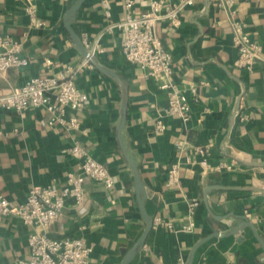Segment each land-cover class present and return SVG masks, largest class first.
I'll return each instance as SVG.
<instances>
[{"label": "crops", "instance_id": "0c3cea01", "mask_svg": "<svg viewBox=\"0 0 264 264\" xmlns=\"http://www.w3.org/2000/svg\"><path fill=\"white\" fill-rule=\"evenodd\" d=\"M76 1L0 0V32L20 41L29 59L25 67L0 73V96L29 77L59 75L68 66L75 68L76 83L88 95L86 107L75 112L80 120L75 130L51 125L42 107L25 116L0 109V194L18 203L33 186L63 184L68 172L79 169V160L64 150L80 141L116 182L109 190L87 179L83 204L69 199L47 232L83 239L93 249L89 264H121L147 225L125 148L145 182V207L154 216L150 234L129 264H187L200 239L233 230L244 219L264 239V58L252 71L236 67L238 48L226 12L212 0H197L180 13L181 24H157L173 55L172 81L185 90L191 106L187 121L163 116L167 90L125 58L123 34L109 28L103 0H86L71 25L82 41L101 45L103 50L95 54L98 63L119 78L86 63L65 27L66 12ZM105 1L112 20L125 18V0ZM148 3L134 0L132 12H146ZM28 8L35 9L34 18ZM237 12L264 57V0H238ZM159 117L167 125L164 131L155 130ZM196 148L207 151L200 154ZM174 163L180 164V184L168 185ZM222 163L230 167L219 168ZM189 224L192 228L186 230ZM32 230L14 215L0 219L1 263L29 256ZM194 264H264V250L245 226L236 234L207 240Z\"/></svg>", "mask_w": 264, "mask_h": 264}, {"label": "built area", "instance_id": "2783aa9c", "mask_svg": "<svg viewBox=\"0 0 264 264\" xmlns=\"http://www.w3.org/2000/svg\"><path fill=\"white\" fill-rule=\"evenodd\" d=\"M146 12L134 14V0H125L126 16L121 21L111 18L110 9L105 0L102 1L104 12L109 20V28L119 29L122 34V51L125 58L132 64L141 67L146 76L156 80L158 85L167 90L168 103L163 109V116H176L183 121L190 119V103L185 90L174 81V61L172 53L166 48L157 33V24L167 20L174 25L181 24L180 13L185 8L194 5L197 0H148ZM218 8L224 10L233 28V41L238 48L234 64L238 68L252 71L263 57L262 46L245 30V22L238 18V0H212ZM31 16L35 17V9L28 8ZM83 43L95 55L102 51L100 44L86 41ZM28 57L22 52V43L14 37L0 32V73L13 67H25L29 64ZM86 63H92L86 59ZM75 68L68 66L59 75H43L29 77L23 84L8 94L0 96V109L15 111L25 116L32 108H45L49 113L51 125L60 124L67 129L79 127V117L76 111L86 107L88 95L76 83ZM191 92L196 95L197 88L191 85ZM162 116V117H163ZM162 117L155 124L156 131H164L167 125ZM2 131L0 130V134ZM177 147L187 153L183 143ZM64 151L79 160L78 171L68 172L63 184L48 183L33 186L25 199L13 203L7 196L0 194V219L14 215L26 225L33 227L28 235L30 253L28 257L17 258L7 264H89L92 247L83 239L51 236L47 229L63 214L66 203L72 199L81 205L85 200L84 184L91 179L111 190L115 180L108 168L99 160L89 155L86 148L76 140ZM200 154L206 149L196 148ZM202 164L209 166L206 159ZM230 167L226 163L219 168ZM180 164L174 163L168 169V185L180 184ZM172 228L171 222L166 223ZM191 224L186 230H191ZM42 230V231H41ZM0 264H3L0 262Z\"/></svg>", "mask_w": 264, "mask_h": 264}, {"label": "water", "instance_id": "95a60500", "mask_svg": "<svg viewBox=\"0 0 264 264\" xmlns=\"http://www.w3.org/2000/svg\"><path fill=\"white\" fill-rule=\"evenodd\" d=\"M86 0H77L66 12L65 15V27L68 30L75 46L77 47V49L86 57V59H88L96 68H98L99 70H101L102 72L109 74L111 76H114L116 78H119L117 73L114 72L113 70H110L108 68H105L104 66H102L100 63H98L99 61L97 60L96 56L93 55L88 48L85 46V44L83 43L82 39L80 38V36L77 34V32L73 29L72 27V22L74 19L75 14L77 13V11L80 9V7L84 4ZM126 117H127V109L125 107L124 109V115H123V119L121 122V126H120V132L125 124L126 121ZM124 152H125V156L127 158V160L130 162L133 170H134V175H135V188H136V194H137V200L139 203V208L140 211L147 223L144 231L142 232L141 236L138 238V240L134 243V245L129 249V251L127 252L126 256L124 257L123 261L121 264H129L131 262V260L133 259V257L136 254V251L138 250L137 248H139V246L141 244H143L147 238V236L150 234L151 229L154 226V216H151L145 207V201L147 200L148 197V191L144 185L145 182H143L139 170H138V166L135 163V161L127 154L125 148ZM245 226H249L252 228L253 233L255 235V237L258 239V241L260 242L263 250H264V239L262 238V236L260 235L259 231L257 230V228L255 227V224L253 222H251L248 219H244L242 221L239 222V224L233 229V230H227V231H214L211 234H209L208 236L200 239L192 248L189 258L187 260V264H194V257L195 254L197 252V250L199 249V247L205 243L207 240H209L210 238L214 237V236H227L229 234H236L238 232H240L242 230L243 227Z\"/></svg>", "mask_w": 264, "mask_h": 264}]
</instances>
